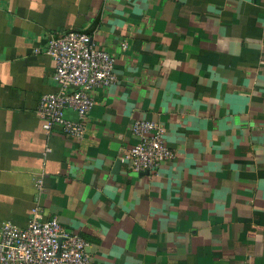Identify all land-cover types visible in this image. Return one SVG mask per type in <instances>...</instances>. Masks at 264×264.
Returning a JSON list of instances; mask_svg holds the SVG:
<instances>
[{
	"label": "crops",
	"instance_id": "crops-1",
	"mask_svg": "<svg viewBox=\"0 0 264 264\" xmlns=\"http://www.w3.org/2000/svg\"><path fill=\"white\" fill-rule=\"evenodd\" d=\"M74 31L118 77L83 139L37 113L48 41ZM140 120L175 154L157 173L121 162ZM37 202L92 264H264V0H0V228Z\"/></svg>",
	"mask_w": 264,
	"mask_h": 264
},
{
	"label": "built area",
	"instance_id": "built-area-1",
	"mask_svg": "<svg viewBox=\"0 0 264 264\" xmlns=\"http://www.w3.org/2000/svg\"><path fill=\"white\" fill-rule=\"evenodd\" d=\"M47 54L55 63L58 92L40 99L37 113L43 129L51 133L59 128L67 136L83 139L95 106L94 91L108 89L118 81L115 60L82 31L51 37ZM67 111H72L75 119L69 118ZM131 132L137 143L122 155L121 162L132 172L157 173L163 163L174 159L162 125L140 120L132 125ZM35 187L39 199L43 183L38 181ZM88 246L85 239L66 230L57 217L45 220L38 202L26 228L11 223L0 228V264H92Z\"/></svg>",
	"mask_w": 264,
	"mask_h": 264
}]
</instances>
